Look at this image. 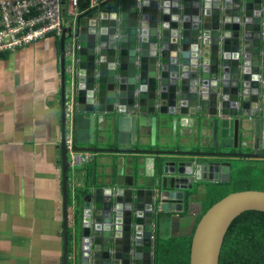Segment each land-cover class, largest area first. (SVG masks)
I'll list each match as a JSON object with an SVG mask.
<instances>
[{
  "label": "water",
  "instance_id": "1",
  "mask_svg": "<svg viewBox=\"0 0 264 264\" xmlns=\"http://www.w3.org/2000/svg\"><path fill=\"white\" fill-rule=\"evenodd\" d=\"M106 5L89 11L93 17L80 16L69 34L77 42L76 72L67 91L66 36L60 40L63 264L71 253L76 264H154L156 226L185 211L196 184L229 183L242 161L264 160V0ZM171 116L190 117L210 131L208 148L140 149L139 129L150 127L155 145L158 122ZM101 125L107 134L116 131L117 147L95 145ZM69 130L74 153L156 161L151 171L117 172L79 193L75 250L68 234ZM250 210L264 212L263 190L232 192L215 203L192 233L189 264H220L231 224Z\"/></svg>",
  "mask_w": 264,
  "mask_h": 264
},
{
  "label": "crops",
  "instance_id": "2",
  "mask_svg": "<svg viewBox=\"0 0 264 264\" xmlns=\"http://www.w3.org/2000/svg\"><path fill=\"white\" fill-rule=\"evenodd\" d=\"M60 40L49 36L0 53V264H63ZM67 43L71 40L65 46ZM72 65L65 56L66 91L75 77L68 73L69 68L73 71ZM99 127L95 145L117 147L116 131L107 134L105 126ZM156 129L155 145L151 128L139 129L136 141L140 149L203 151L210 142V131L190 117H161ZM154 164V156L99 153L90 155L87 163L69 167L68 234L73 237L69 248H76L78 192L85 193L94 183L107 184L117 172L151 171ZM209 185L196 184L186 199L189 215L162 217L155 236L187 235L181 234L187 226L183 223L192 222V228L210 198ZM69 264L76 262L72 258Z\"/></svg>",
  "mask_w": 264,
  "mask_h": 264
},
{
  "label": "trees",
  "instance_id": "3",
  "mask_svg": "<svg viewBox=\"0 0 264 264\" xmlns=\"http://www.w3.org/2000/svg\"><path fill=\"white\" fill-rule=\"evenodd\" d=\"M110 2L108 4L113 9L117 8V2ZM79 5L80 10H86L89 7V0H80ZM242 162L245 163L235 170L231 182L209 185L210 198L203 203L190 234L172 235L167 238L156 237L154 264H189L192 233L201 216L230 193L254 189L252 185L255 182L264 183V176L259 177L260 167L257 166V163H264V160ZM90 170L89 167L87 170L89 176ZM187 207L186 204V211ZM220 264H264L263 211H246L233 221L223 243Z\"/></svg>",
  "mask_w": 264,
  "mask_h": 264
},
{
  "label": "built area",
  "instance_id": "4",
  "mask_svg": "<svg viewBox=\"0 0 264 264\" xmlns=\"http://www.w3.org/2000/svg\"><path fill=\"white\" fill-rule=\"evenodd\" d=\"M107 1L89 0V7L80 10V0H0V53L25 48L49 36L61 38L65 35L67 39L70 33L75 34L80 16L93 17L89 11ZM67 29H71V32H67ZM70 40L71 43L65 46V55L73 63V71L68 70L73 76L76 72L77 42L74 37ZM67 107L71 109L70 104ZM64 144L69 154V167L74 169L81 163L89 162V154L72 152L70 130L65 134ZM69 257L73 258L72 255Z\"/></svg>",
  "mask_w": 264,
  "mask_h": 264
},
{
  "label": "rangeland",
  "instance_id": "5",
  "mask_svg": "<svg viewBox=\"0 0 264 264\" xmlns=\"http://www.w3.org/2000/svg\"><path fill=\"white\" fill-rule=\"evenodd\" d=\"M68 22H70L69 20H68ZM70 41V39L69 38H67L66 39V42H69ZM245 162H241L240 164H238V167H240V166H242V164H244ZM237 165V164H236ZM261 165H262V167H261ZM257 166H259L260 168H259V173L260 174H258L259 175V177H262V176H264V163H257ZM258 173V172H257ZM252 188H254V189H252V190H263L264 191V183L262 184L261 182H255L253 185H252ZM193 208V207H192ZM189 211H190V209L188 210L187 209V211H186V213L189 215ZM176 215H179V214H177L176 213ZM182 216H184V214H180L179 215V217H182ZM183 218V217H182ZM186 222V223H185ZM184 223H183V226L185 227V225H187L185 228H183V229H181V231L183 230V232H181V234H188L189 233V231H188V229L189 228H191V223L192 222H188L187 220L185 221Z\"/></svg>",
  "mask_w": 264,
  "mask_h": 264
},
{
  "label": "clouds",
  "instance_id": "6",
  "mask_svg": "<svg viewBox=\"0 0 264 264\" xmlns=\"http://www.w3.org/2000/svg\"><path fill=\"white\" fill-rule=\"evenodd\" d=\"M108 2H110V0L107 1L106 3H104V4H108ZM104 7H107V5H106V6H103V7H102V5H101V6L98 7V8H102V9H103ZM90 15H92V14L90 13ZM65 56H66V55H65ZM67 132H68V131H67ZM67 132H66V133H67ZM67 154H68V153H67ZM83 154H84V155H85V154L92 155V153H83ZM68 163H69V161H68ZM185 209H186V207H185ZM185 211H186V210H185ZM185 211H184V212H185ZM184 212H180V213H177V214H182V213H184ZM154 234H155V232H154ZM155 237H156V236H155Z\"/></svg>",
  "mask_w": 264,
  "mask_h": 264
}]
</instances>
